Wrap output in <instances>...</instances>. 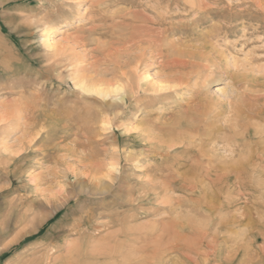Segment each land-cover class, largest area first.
Wrapping results in <instances>:
<instances>
[{
    "label": "rangeland",
    "instance_id": "rangeland-1",
    "mask_svg": "<svg viewBox=\"0 0 264 264\" xmlns=\"http://www.w3.org/2000/svg\"><path fill=\"white\" fill-rule=\"evenodd\" d=\"M258 2L0 0V264H141L163 223L187 218L189 207H204L197 194L181 189L182 179L200 180L197 172L219 138V153L233 163L254 148L224 150L234 144L225 143L230 132H239L229 105L242 104V90L264 93V0ZM159 15L173 24L168 40L180 43L177 48L206 47L212 73L157 103L131 95L117 108L75 87L68 60L81 76L114 82L113 57L103 52L112 43L119 49L129 35L130 25L120 23ZM159 61L144 63L151 83L162 74ZM203 109L215 141L197 140ZM178 117L181 127L163 132L165 122ZM250 122L264 127V113ZM174 142H180L174 156L163 157L165 144ZM227 181L221 207H241L233 214L244 222L224 233L228 251L241 246L249 252L240 251L234 264H264V237L252 240L264 232V174ZM152 182L167 191L149 193ZM222 214L229 218L232 211ZM176 258L171 254L166 263Z\"/></svg>",
    "mask_w": 264,
    "mask_h": 264
},
{
    "label": "bare ground",
    "instance_id": "bare-ground-1",
    "mask_svg": "<svg viewBox=\"0 0 264 264\" xmlns=\"http://www.w3.org/2000/svg\"><path fill=\"white\" fill-rule=\"evenodd\" d=\"M258 1L260 0H257V2ZM132 15L135 16L136 14H132ZM135 19H137L136 21H138V24L136 23L129 24L126 22L120 23L122 25L125 24L126 26L130 25L129 28L131 29L126 40L124 39V43L119 46L120 48L119 49H117L116 47L114 48L113 46H116L114 45L115 43H112L110 45L107 44L108 47L105 49L107 51L103 52L105 57H109V58L111 56L113 57L112 60H110L111 62L110 61L109 62L111 67L113 68L114 79H115L114 82H112L111 80L107 82H103V81L101 82V80L100 81L97 80L96 77H94L96 78L94 79L92 77H87L88 75L81 76L82 73H79L80 70L78 72L77 69L79 68H77V65L73 62V60L67 61L68 66L71 68V74H70L71 80L73 81L75 87H77L81 91V93L87 96L96 95L99 98H101L102 101L108 99V101L109 100L110 101L104 102L102 103V105L109 106L112 108H117L122 106L123 104H125L127 98H131L133 95L137 96L136 99H134L135 97H133L134 101H137V98H139L138 96H142L149 98L150 101H152L150 103L153 104V103H157L159 100L168 98L173 93H176L178 91L177 90L178 88L186 87L187 85L190 84V82L193 79L201 78L212 73L213 64L211 62V59L209 55H207V53L203 51L204 48L206 47L201 45L196 48L194 47V49L190 48L189 46H188L189 48L186 47L185 49L177 48V46L180 43L173 41L171 42V40L170 41L168 40V37L170 36L172 29L174 28L173 24L171 22H167V20L164 21L165 19L164 17H162V15L156 16L153 20L148 19L146 16L145 17L138 16L135 17L134 20ZM150 25L159 26L161 28L159 29L152 28ZM89 32H95V30L93 28H90ZM156 58L160 59L159 67L161 68L162 74L161 76H159V78H157L155 82L151 83L149 76L145 72V65L147 64L144 65V63L148 59L152 60V62L156 61ZM242 91H243L242 95L244 93V96L241 97V99L244 98L243 100H241L242 104H239V102L238 104H236L237 103L236 102L233 105H229V108H227L229 109L228 113H231L230 117H232V122H230L231 118H229L230 119L229 122L233 123L234 127L239 128V132L236 131L234 132V130L230 132V136L229 138H226L225 143L229 144L230 141H233L234 144L231 145L232 148L224 149V150L232 153L236 150H239V146L243 144L244 145L248 144L254 148L248 151L247 157H245L244 160L242 161L240 160V162H236L234 159L235 163H233L232 161H228L227 158L231 159L232 157L225 156L219 153L217 145H220L218 142L220 138L215 141V139L217 138L211 135L209 131V126L207 127V125L204 123L206 121L204 119L206 115L204 113V109L203 111H199L197 116L199 117L198 121L199 124L201 123V126L200 128L199 126H197L195 130L196 135L198 136L197 140L199 141L214 140L215 142L213 144L211 153L209 154L210 156L206 159V162L203 163L204 165L202 166L201 170L198 172L196 170L200 180H198V182H195V181H188L187 178H184L182 179L183 184L181 185V189L182 190L186 189L190 193L197 194L198 195L197 202L203 204L204 207H189L190 209L189 208L188 209L190 214L187 218H181L176 221H172L170 223L165 222L166 224L162 222L163 228L160 227L162 230L161 233H159V236L153 239L148 244L147 248L145 247L146 254H144L145 252L143 253L142 251L144 257L142 256L143 258L141 257L140 258L144 260L142 261L141 264H167L166 258L169 257V255L171 254H174L176 257L180 259L179 262L173 261V264H213L214 262H217V264H234L235 259L238 256V253L241 251V253L244 254V252L246 251L245 248L238 246V248L235 249L234 252L232 253L229 252L228 250H230V248L228 247L230 246L231 241L227 237L226 239L224 238L225 237L224 233L228 231L230 226L241 227L244 224V222L242 224L241 221L239 220V217L241 215L233 214L235 213L234 211H239L241 207H221L222 204L220 203L219 200V197L223 192L224 186L225 184L227 185L229 183L227 180H230V178H234L235 176H244V175L251 177L252 175L264 174V127L260 126V128L257 129L256 127H254V125L257 123H253L252 125L250 122V119L252 121V119L257 117L259 114L264 113V93L261 92L262 94L255 95V94L247 93V90L246 92H244V90ZM259 91H264V89H261ZM190 107L192 108L193 106ZM189 112L192 111H187V113ZM187 115L189 116V114ZM227 116L229 117V115ZM67 118L71 119L72 121L75 120L70 117H66V119ZM186 118L188 120V117ZM195 119L197 120V118ZM182 121L183 120L181 119V117L180 118L178 117L175 119L174 124L172 122L173 125L171 123H168L169 121L165 122L166 124L165 126L164 125L163 126L167 129H163V132L165 131L166 133V131L168 130L171 131L173 127H181ZM191 122H188L186 120L184 121L185 125H188L186 123L192 124ZM229 122H227L228 125H230ZM101 124L104 126H108V122L106 120L102 121ZM152 125L154 127V124ZM193 127H195V125ZM192 130H194V128ZM154 131H155V127H154ZM179 143L180 142L165 144L164 147L166 150H164L161 153V155L165 158L168 155H173L172 152H175L177 150L176 145H178ZM110 168H114V164H111ZM154 183L153 182L150 184L148 183L149 193L154 194L156 196L158 195L157 192L158 190H162L161 192L167 191L165 190L167 186V182L166 183L165 181L162 182L165 183L164 184L165 189H163L164 185L163 186L160 185L161 183L159 184L160 186L157 185L156 182ZM169 185L167 186V188L169 187ZM62 198L64 200L65 199L67 200V196H63ZM53 208L57 209L58 207H53ZM229 211H232V215L229 218L224 217L222 213L225 212L228 213ZM258 236L264 237V232H259L256 235H252V240L256 239ZM263 242H264V238H263ZM248 243L249 242H247V244ZM247 248L249 249V247H246V249ZM225 251H227L226 252L227 255L224 256L223 254ZM260 251H261V256H264V246L261 247ZM244 255H246V253ZM242 258L244 257L242 256ZM139 262H141V260Z\"/></svg>",
    "mask_w": 264,
    "mask_h": 264
}]
</instances>
